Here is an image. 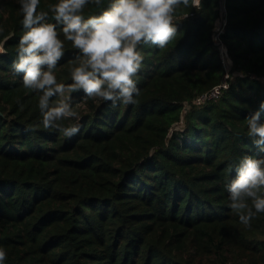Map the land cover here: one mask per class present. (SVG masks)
<instances>
[{
    "label": "trees",
    "instance_id": "16d2710c",
    "mask_svg": "<svg viewBox=\"0 0 264 264\" xmlns=\"http://www.w3.org/2000/svg\"><path fill=\"white\" fill-rule=\"evenodd\" d=\"M57 2L40 0L37 11L55 23ZM110 2L89 4L84 17ZM223 8L230 88L195 106L228 73ZM22 19L18 0H0L2 264H264V213L245 227L226 189L243 155H264L246 122L264 101V0L178 9V36L143 50L136 103L72 93L79 119L64 124L79 132L70 138L43 127L39 96L14 72ZM77 55L65 41L59 83H71Z\"/></svg>",
    "mask_w": 264,
    "mask_h": 264
},
{
    "label": "clouds",
    "instance_id": "9594fccd",
    "mask_svg": "<svg viewBox=\"0 0 264 264\" xmlns=\"http://www.w3.org/2000/svg\"><path fill=\"white\" fill-rule=\"evenodd\" d=\"M18 2L24 32L17 45L14 72L23 74V86L39 96L43 127L68 138L79 132L78 124H64L79 119L72 93L82 91L88 98L111 101L113 107L135 104L144 48L164 49L178 36V9L202 8V0H111L98 14L85 18L84 9L89 4L100 8L103 0H58L49 5L52 23L48 12L37 11L40 0ZM65 41L78 52L68 62V84L59 83L55 74L65 55ZM262 112L264 101L246 118L247 135L260 153H264ZM235 171L226 185L229 207L241 224L250 227L251 220L264 213V155H243ZM5 259L6 252L0 247V264Z\"/></svg>",
    "mask_w": 264,
    "mask_h": 264
},
{
    "label": "built area",
    "instance_id": "2783aa9c",
    "mask_svg": "<svg viewBox=\"0 0 264 264\" xmlns=\"http://www.w3.org/2000/svg\"><path fill=\"white\" fill-rule=\"evenodd\" d=\"M224 9L225 8H223V10ZM224 13H225L224 21L222 22V27L220 28V31H219L217 38H218V43L220 45L223 62H224L226 69L228 70V73H227L224 81L221 84H219L218 86L214 87L210 91H208V92L200 95L199 97H197L196 100L194 101L195 106H203L209 102L218 101L223 96L225 91H227L230 88V80H231L230 69H231L232 61L229 58L227 51H226V48L220 39V36L223 33V29L226 26V10L224 11ZM229 64H230V66H229ZM228 66H229V68H228Z\"/></svg>",
    "mask_w": 264,
    "mask_h": 264
},
{
    "label": "rangeland",
    "instance_id": "374dc122",
    "mask_svg": "<svg viewBox=\"0 0 264 264\" xmlns=\"http://www.w3.org/2000/svg\"><path fill=\"white\" fill-rule=\"evenodd\" d=\"M224 11H225V9L223 10V13H224ZM229 66H230V64H229ZM229 66H228V68H229ZM179 128L181 129V126Z\"/></svg>",
    "mask_w": 264,
    "mask_h": 264
}]
</instances>
